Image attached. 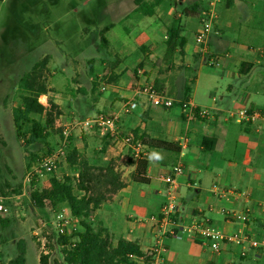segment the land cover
<instances>
[{
  "label": "crops",
  "instance_id": "1",
  "mask_svg": "<svg viewBox=\"0 0 264 264\" xmlns=\"http://www.w3.org/2000/svg\"><path fill=\"white\" fill-rule=\"evenodd\" d=\"M93 1L4 0L0 33L14 53L38 51L48 56V69L57 62L83 60V54L94 47L97 32L100 51L106 54L94 66L100 84L91 93L98 100V114L117 116L124 136L137 129L180 148L176 155L146 146L150 183L143 185L131 178L139 160L130 148L107 135L110 141L103 161L117 163L124 187L95 212V228L108 230L115 245L120 238L137 240L145 253L154 256L153 264H264V254L252 248L246 255L234 245L214 253L200 238L172 234L200 225L224 234L244 231L264 239V120L240 123L233 116L243 108L264 112V0H219L207 54L196 39L189 47L185 36L190 30L196 36L201 25L194 18H187L186 24L182 20L185 53H176L169 66L164 62L166 27L179 9L192 3L165 0L153 17H143L138 0H102L96 16L100 13L108 23L95 31ZM118 28L123 38L116 34ZM220 56L225 57L216 65L219 70L205 71L216 67L211 61ZM61 66L63 72L66 65ZM105 75L114 76V81L102 80ZM147 82L158 93L175 101H191L210 115L190 117L179 105L171 109L154 106L142 90ZM96 129L92 133L102 144L106 135ZM205 139L213 140L211 151L203 149ZM179 163L184 173L175 190L177 212L168 223L159 222L171 191L164 178L173 175ZM234 213L245 215L246 220H238Z\"/></svg>",
  "mask_w": 264,
  "mask_h": 264
},
{
  "label": "trees",
  "instance_id": "2",
  "mask_svg": "<svg viewBox=\"0 0 264 264\" xmlns=\"http://www.w3.org/2000/svg\"><path fill=\"white\" fill-rule=\"evenodd\" d=\"M164 1L138 0L137 4L143 17H153ZM179 3V1L175 2L176 5ZM204 8L203 0H197L182 8V11L175 13L172 22L166 27L167 49L164 54V62L167 66L172 63L176 53L182 55L185 53L187 40L182 35L185 30L182 20L184 18H202ZM106 30H103L102 35L106 33ZM102 42L103 44L106 42L104 37H102ZM146 49L147 47L143 48L144 52ZM48 64L49 58L46 56L40 62L35 63L32 69L20 78L21 100L12 112L16 137L22 140L27 148L37 143L45 145L40 156L34 153L30 154L31 158L27 164L28 171L39 159L53 149L48 142L52 133L56 132V120L61 116V112L57 110V105L53 100H49V107L40 102L42 96H47L52 92L43 79ZM95 64V59L88 62L89 76L92 78L94 93L99 87V78L94 69ZM247 67L252 68V65L248 64ZM102 80L112 83L114 76L105 75ZM186 91L188 94L191 92L189 85L186 86ZM57 131L62 138V130ZM132 135L149 148L170 151L176 155L180 154V148L177 144L150 138L140 134L137 129L133 130ZM121 137L125 136L121 134ZM104 139L101 149L96 151L92 158H87L82 156L71 137L67 147V163L72 175L62 178L52 176L42 190L36 188L38 184L36 178L30 184L29 194L36 209L45 210L47 202L50 201L58 209L67 208L71 216L79 220V228L76 230L65 234L58 232L57 234L56 245L60 249L62 259L52 261L50 253L42 254L40 264H153L154 256L145 253L137 240L131 241L120 238L115 245L111 233L105 229H96L92 222V217L102 204L112 194L124 187L114 162L103 161V156L109 146L108 141H110L107 136ZM212 141V139L203 141L202 146L205 151L212 150L210 146ZM148 165V159L138 161L136 170L131 176L133 182L143 185L150 183V179L147 177ZM21 188L20 185L17 189H11L7 182L2 183L0 176V196L20 194ZM11 223L10 218L0 217L2 231H6ZM17 249L18 254L8 264L26 263L24 240L17 243Z\"/></svg>",
  "mask_w": 264,
  "mask_h": 264
},
{
  "label": "rangeland",
  "instance_id": "3",
  "mask_svg": "<svg viewBox=\"0 0 264 264\" xmlns=\"http://www.w3.org/2000/svg\"><path fill=\"white\" fill-rule=\"evenodd\" d=\"M2 1L0 0V18L5 14ZM182 1L185 2L184 5H188L197 0ZM203 2L206 6L207 0H203ZM92 7L95 10L94 29L98 31V28L100 29L108 23L100 18V13L99 17L96 16L102 7V0H94ZM179 11H182V9H179ZM194 19V22L200 26L202 18ZM164 20L169 23V19ZM188 20L184 18L183 24H186ZM191 22L190 19V24ZM128 24L129 22H125V25ZM190 24L188 25L190 26ZM193 31L190 30L185 33L189 47H192L195 42ZM116 34L121 38L124 37L121 28L116 29ZM94 37V47L90 48L88 53L83 54V60L78 62L69 60L65 64L60 62L55 65L50 64V67L43 74V79L50 86L52 92L49 96H44L46 97L45 100H42L41 97L40 102L49 107V100H53L57 105V110L61 112V116L56 120V132L52 133L48 142L52 148H55L61 141V134L57 130H62L60 126L66 124L69 119L84 120L99 115L97 111L98 100L94 99L91 93L93 85L89 76L88 60L95 59L98 64L100 58L103 59L106 54L100 51V40L97 32H95ZM70 56L74 57V54L71 53ZM43 57V54L38 51L30 54L12 52L11 46L8 45L7 40L0 33V176L2 183L7 182L11 189H17L21 185L20 194H22L23 189L26 191L25 195L20 198H17V195L20 194L6 196L8 198L7 204L12 208L13 213L10 215L12 220L10 226L6 231L1 230L3 254L1 264H8L16 257L18 254L17 243L20 240H24L26 244L25 264H40V256L44 250L50 252L52 261L62 259L60 249L56 245L59 231L58 214L62 209L54 207L50 201L47 202L45 210L36 209L30 197L29 188L25 189L26 186L24 185L26 175L29 172L27 164L31 158L30 154L34 153L40 156L45 145L37 143L27 148L24 142L16 137L12 114L13 109L20 104L21 100L20 78L30 71L35 63L40 62ZM61 65H66L63 72ZM194 68L198 71V67ZM216 70H219L217 66L205 69L209 73ZM261 102L264 103V96H262ZM96 130V128H76L72 132L73 143L79 146V150L84 157L90 158L96 148L97 151L100 150L101 144L95 140L96 137L92 133ZM85 143L86 147L84 146ZM114 164L116 167L117 163L114 162ZM118 172L120 173V171ZM55 175L62 178L72 175V171L67 165L59 169ZM39 188L42 190L44 183H41ZM36 233L39 235H36Z\"/></svg>",
  "mask_w": 264,
  "mask_h": 264
},
{
  "label": "built area",
  "instance_id": "4",
  "mask_svg": "<svg viewBox=\"0 0 264 264\" xmlns=\"http://www.w3.org/2000/svg\"><path fill=\"white\" fill-rule=\"evenodd\" d=\"M2 1V0H1ZM219 0H207L206 6L202 11V22L201 29L196 33V43L201 46V51L207 54L208 50V36L213 30L214 25L218 19L217 5ZM225 57V56H224ZM223 56L217 57L211 61L212 65H219L224 59ZM105 85L102 86V89ZM143 92L148 95L152 104L157 107L171 109L178 106L182 111L188 113L190 117H195L196 114L201 118H206L210 115V111L202 110L198 108L191 101H175L165 95L158 93L153 83L147 82L142 86ZM233 116L240 123H256L260 120H264V112L261 110H249L247 108L239 109L233 113ZM119 118L117 116H109L106 114H99L94 118L84 120L69 119L68 122L62 127V138L60 143L47 152L38 162L32 167L27 173L25 178V186L30 189V184L36 178L38 184L37 189L40 190L39 185H44L51 179L52 176H56V172L68 165L67 163V147L69 139L72 137V132L75 128H99L102 130L104 135H109L113 139L120 141L125 146L131 149L133 156L136 160L147 159L149 154L146 146L139 140H136L134 136L128 135L121 137L120 128L118 125ZM184 173V166L179 163L175 169L174 174L164 178V181L171 187V191L168 195L167 202L161 209V214L157 218L159 222L168 223L173 214L177 212V203L175 190L179 185V177ZM24 189L22 194L17 195V198L25 195ZM8 198L6 196H0V217H9L13 211L12 208L7 204ZM233 217L240 221H245L246 217L243 214H232ZM58 228L60 234L66 232H72L78 227L79 220L71 216L68 209L63 208L58 214ZM177 238L191 235L192 237L200 238L203 242L209 243L210 249L214 253H221L224 248L229 245H234L242 249V255H246L249 248L257 251L258 254H264V239L258 238L253 233L244 231H237L232 234H224L214 227L194 225L188 232L172 233ZM36 235H39L36 233ZM1 228H0V264L2 262V248H1ZM47 250L43 251V255H47Z\"/></svg>",
  "mask_w": 264,
  "mask_h": 264
},
{
  "label": "bare ground",
  "instance_id": "5",
  "mask_svg": "<svg viewBox=\"0 0 264 264\" xmlns=\"http://www.w3.org/2000/svg\"><path fill=\"white\" fill-rule=\"evenodd\" d=\"M45 99H46V97L43 96V97H42V100H45Z\"/></svg>",
  "mask_w": 264,
  "mask_h": 264
}]
</instances>
